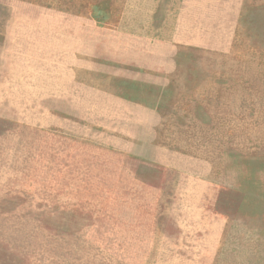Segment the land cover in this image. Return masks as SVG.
Instances as JSON below:
<instances>
[{
	"label": "rangeland",
	"instance_id": "rangeland-1",
	"mask_svg": "<svg viewBox=\"0 0 264 264\" xmlns=\"http://www.w3.org/2000/svg\"><path fill=\"white\" fill-rule=\"evenodd\" d=\"M0 264H264V0H0Z\"/></svg>",
	"mask_w": 264,
	"mask_h": 264
}]
</instances>
